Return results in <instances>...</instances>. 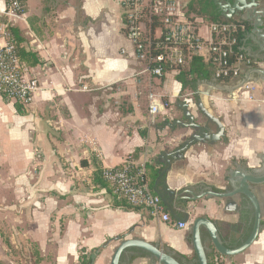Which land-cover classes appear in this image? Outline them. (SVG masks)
Here are the masks:
<instances>
[{
	"label": "crops",
	"instance_id": "0c3cea01",
	"mask_svg": "<svg viewBox=\"0 0 264 264\" xmlns=\"http://www.w3.org/2000/svg\"><path fill=\"white\" fill-rule=\"evenodd\" d=\"M251 1L184 0L180 18L193 23L204 40L210 38L208 25L216 20L244 23L248 38L252 23L243 21L241 9ZM23 3L24 20L13 29L23 50L39 59L29 68L40 90L27 109L20 107L22 115L14 103L0 97V232L7 231L12 242L23 238L33 245L42 264H79L80 256L90 257L96 250L92 264H109L120 237L176 254L181 264H197L191 223L206 218L221 226L237 224L243 199L202 197L203 192H229L227 181L234 179V171L251 174L264 167V78L257 71L264 72V57L241 66L238 79L217 81L208 50L202 48L197 56L205 69L191 75L183 89L177 77L189 69L187 63L161 78L143 73L145 65L135 59L125 37L120 0ZM3 10L0 0V21ZM146 23L143 33L158 37L160 28L149 33ZM245 77L250 92L235 89ZM82 86L89 91H77ZM195 92L220 120L224 135L214 144L194 143L181 156L176 151L193 133L168 126L175 120L185 122L180 104L188 106L195 122L204 123ZM148 94L168 104L152 122ZM125 162L145 164L151 192L154 188L163 192L180 220L188 215L182 229L162 203L169 223L144 208L117 207L121 200L102 179L101 170ZM168 164L169 170L162 174ZM185 188L195 199L186 203V211L170 196ZM252 192L261 208L262 228L256 240L230 259L207 257L208 264H264V184L252 186ZM122 264L158 263L138 256Z\"/></svg>",
	"mask_w": 264,
	"mask_h": 264
},
{
	"label": "built area",
	"instance_id": "2783aa9c",
	"mask_svg": "<svg viewBox=\"0 0 264 264\" xmlns=\"http://www.w3.org/2000/svg\"><path fill=\"white\" fill-rule=\"evenodd\" d=\"M4 10L0 21V97L27 109L40 90L37 77L17 57L11 29L25 17L22 0H2ZM184 0H120L124 11L125 37L132 45L135 59L145 65L143 73L161 78L167 70L182 67L192 55L207 48L213 77L217 81H230L240 77V67L250 66V58L236 50L238 34L243 33L242 22L220 21L210 23V38L204 40L193 23L180 18V6ZM159 22L160 35L146 36L144 22ZM121 54H125L122 50ZM242 89L252 90L250 84ZM77 91L88 92L86 86ZM168 104L157 96L148 94V117H153ZM102 179L111 185L117 200L149 211L150 215L169 223V215L163 211L158 196L153 194L146 180L145 164L128 162L116 168L101 170ZM184 224L178 223L182 229Z\"/></svg>",
	"mask_w": 264,
	"mask_h": 264
},
{
	"label": "water",
	"instance_id": "95a60500",
	"mask_svg": "<svg viewBox=\"0 0 264 264\" xmlns=\"http://www.w3.org/2000/svg\"><path fill=\"white\" fill-rule=\"evenodd\" d=\"M242 7V4L240 5ZM231 7V6H229ZM244 11L243 21H251L252 30L251 35L248 38H243L241 42L240 50H236L252 60H261L264 57V0L260 3L252 0L249 4L241 9ZM258 75L264 78V72L257 70ZM248 78L240 80L235 86V89L240 90L247 85ZM195 105L197 111L203 116L204 123L198 124L190 114L188 106L186 104L178 105L182 109L185 122L173 121L169 128L178 126L180 128L189 129L192 131L188 138H185L180 148L176 151L182 156L183 152L187 150L194 143H207L214 144L223 138V126L218 118H216L209 110L203 106L199 93L195 92ZM170 165L162 172L166 173L169 170ZM227 181L229 192L226 193H214L206 190L202 197L210 195L211 198L224 199V198H243L247 202L245 222H240V212L238 215L237 224L221 226L217 223H213L206 218H196L190 226L191 233V246L196 256L197 264H208L207 257L222 256L227 259L237 256L247 250L251 244L256 240L259 232L261 231V208L259 202L252 192V186H259L264 184V167L253 170L251 174L239 175L234 171V175ZM234 180H238L235 181ZM190 188V187H189ZM209 191V192H208ZM154 194L159 197L160 202L164 205L170 215L181 224H185L188 220L186 214L184 220H180L174 214L172 206L166 198L163 192L155 189ZM165 192H169L165 189ZM187 194L188 197L182 196ZM172 192L171 197H174L176 205L186 211V203L193 201L191 199L193 195L188 188H185L179 194ZM201 198V197H200ZM250 205V206H249ZM252 207V208H251ZM253 209V210H252ZM254 213V214H253ZM254 216V217H253ZM253 217V223L250 228V222ZM118 246L114 249L109 264H119L121 255L127 249H137L147 253L158 264H181L171 254L159 249L157 246L147 243L142 240L130 239L123 240L120 237ZM96 250L90 255L91 264L95 257L98 255Z\"/></svg>",
	"mask_w": 264,
	"mask_h": 264
},
{
	"label": "trees",
	"instance_id": "16d2710c",
	"mask_svg": "<svg viewBox=\"0 0 264 264\" xmlns=\"http://www.w3.org/2000/svg\"><path fill=\"white\" fill-rule=\"evenodd\" d=\"M23 2V0H22ZM188 21V20H187ZM215 22H218L217 20ZM214 23V22H211ZM147 27L149 28V33H152V31L155 28H160V23L157 21H153L150 23H146ZM245 25V24H244ZM11 33L13 35V46L16 52L17 57L19 58V60L27 67H34L39 63V59L36 57V55L32 54V53H28L25 52L23 50V48L21 47V42L22 40L19 39L18 34L16 33V31L12 28L11 29ZM247 33V28L245 25V30L243 33L238 34V48L237 50H240L241 47V42L242 39L244 38V36ZM243 52V51H242ZM186 63L189 66V69L186 71H183L179 74V76L177 77V81H179L181 83L182 88L184 89L185 87H187L188 84V78L191 77V75H194L195 73H197L198 69H205V66L201 60L200 57H198L197 55H192L190 57V59H188L186 61ZM186 63L182 66L184 67L186 65ZM180 67V68H182ZM178 68V69H180ZM14 107L16 112L19 115L23 114V110L20 108L19 105H17L16 103H14ZM146 170V180L148 183V179H147V168H145ZM120 209L125 210V211H138L140 207L138 206H132L128 203H126L125 201L121 200L119 201L118 206ZM127 253H130V255L128 256ZM136 253V254H135ZM137 255V256H136ZM138 256H143V257H149L151 258L147 253L142 252L140 250L137 249H127L120 257V262L119 264H122L123 262H131L133 259H135ZM173 257L180 263V257L177 256L176 254L173 255ZM152 259V258H151ZM155 261V260H154ZM79 264H91L90 261V257L89 256H80L79 257Z\"/></svg>",
	"mask_w": 264,
	"mask_h": 264
},
{
	"label": "rangeland",
	"instance_id": "374dc122",
	"mask_svg": "<svg viewBox=\"0 0 264 264\" xmlns=\"http://www.w3.org/2000/svg\"><path fill=\"white\" fill-rule=\"evenodd\" d=\"M0 242L4 260L0 264H42L35 247L23 238H17L13 242L10 240L7 231L0 232ZM26 244H30L27 247ZM16 246V247H15ZM28 254V255H27Z\"/></svg>",
	"mask_w": 264,
	"mask_h": 264
},
{
	"label": "flooded vegetation",
	"instance_id": "af4514ba",
	"mask_svg": "<svg viewBox=\"0 0 264 264\" xmlns=\"http://www.w3.org/2000/svg\"><path fill=\"white\" fill-rule=\"evenodd\" d=\"M259 202V201H258ZM239 204H240V207H239V212H240V222L241 223H244L245 222V217H246V215H247V212H246V208L248 207L247 206V202H246V200H244V199H241L240 200V202H239ZM260 205V204H259ZM250 206V205H249ZM252 208V207H251ZM253 210V209H252ZM254 214V213H253ZM254 217V216H253ZM253 217H252V220H251V222H250V228H251V226H252V223H253Z\"/></svg>",
	"mask_w": 264,
	"mask_h": 264
}]
</instances>
